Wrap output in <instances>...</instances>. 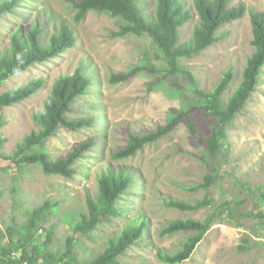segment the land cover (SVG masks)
I'll return each mask as SVG.
<instances>
[{"label":"rangeland","instance_id":"374dc122","mask_svg":"<svg viewBox=\"0 0 264 264\" xmlns=\"http://www.w3.org/2000/svg\"><path fill=\"white\" fill-rule=\"evenodd\" d=\"M191 5L193 0H184ZM232 6L245 3L249 8L264 12V0H230ZM144 10L153 11L157 0H141ZM76 9L71 0H26L17 13H7L0 19V52L10 45L11 34L19 28L28 29L37 23L44 28L43 40L60 25L62 18L73 26L78 42L56 58L34 65L13 75L1 87V92L42 78L43 87L20 103L0 107L6 125L0 129L7 139L4 152H13L23 138L37 128L34 113L44 106L57 77L74 72L84 62L92 75L93 84L87 96L78 100L75 116L96 115L92 128L71 131L60 128L48 142L51 153L65 156L85 140H95L91 151L77 162L72 178L46 174L39 165L26 167L22 175L11 161L0 158V248L9 246L12 230L15 241L29 211L45 200H58L60 214L85 208L86 194L97 189V175L111 166L131 167L135 172L130 195L120 202L126 210L123 217L105 223L84 237L74 233L71 224L58 225L61 235H73L78 250L97 252L108 237L125 227L132 218L142 217L148 226L146 236L138 246L130 247L120 257L123 264H164L158 248L176 250L190 233L176 232L161 236V229L176 219H204L216 207L231 201L235 218L216 221L190 258L182 264H264V73L262 83L250 102L229 127L228 146L218 180L210 188L189 190L204 181L207 167L202 138L211 131V117L201 107L193 85L185 75L168 72L167 64L148 37L114 36L119 21L107 14L91 11L76 22ZM198 16L182 27V41L188 40ZM222 39L201 55L182 58L200 85L212 90L230 68L235 77L223 98L227 99L242 78L247 58L251 55L253 25L247 12L241 19L223 25ZM141 65L128 79L111 80L112 74H123L134 65ZM147 66V67H146ZM173 115L178 124L158 141L146 145L135 155L113 158L123 149L133 133L147 134L169 124ZM190 124L194 129H191ZM241 183L261 191L245 189ZM181 198L191 202L210 199L213 204L195 211H183L167 206L166 201ZM49 224V223H48ZM65 239V238H64ZM64 239L61 240L64 241ZM60 241V242H62ZM63 243V242H62ZM59 243L58 246H61Z\"/></svg>","mask_w":264,"mask_h":264},{"label":"trees","instance_id":"16d2710c","mask_svg":"<svg viewBox=\"0 0 264 264\" xmlns=\"http://www.w3.org/2000/svg\"><path fill=\"white\" fill-rule=\"evenodd\" d=\"M76 9L74 20L82 21L91 11L107 14L119 21L114 36L135 35L148 37L167 64L168 72L185 75L193 85L194 93L201 101L205 114L211 117V131L202 138L205 144L207 172L204 181L197 183L189 190L210 188L218 180V171L228 146L229 127L237 115L250 102L252 95L262 83L264 73V12L249 8L245 3L231 5L230 0H193L187 5L184 0H157L153 11L144 10L141 0H71ZM26 0H0V19L7 13H17L20 3ZM250 14L254 49L247 58L242 71V78L233 93L223 98L235 74L233 69L226 71L212 90L200 87L194 72L189 66L181 63L182 58L201 55L205 50L222 39L221 27ZM198 16L191 37L182 41V27ZM44 28L37 23L26 30L16 29L10 37V45L0 52V107L11 106L36 94L44 85L42 78L34 79L27 84L1 92V87L13 75L24 72L34 65L41 64L62 55L77 45L78 37L69 21L62 18L60 25L47 40H43ZM147 67V66H146ZM86 63H80L74 72L60 75L55 80L51 94L44 106L34 113L37 128L26 135L11 153L4 152L7 139L0 132V158L11 160L19 169L20 175L28 166L39 165L46 174H59L72 178L77 173V162L87 151H91L95 140H85L65 156L51 153L48 142L60 128L79 131L92 128L98 123L96 115L75 116L78 100L89 93L92 86V75ZM141 65L132 66L123 74H112L111 80L128 79L136 74ZM178 117L173 115L169 124L159 127L147 134L133 133L128 144L117 150L113 158H126L135 155L146 145L165 137L178 124ZM0 115V129L6 125ZM191 129H194L190 124ZM135 172L131 167L120 166L117 169L108 166L97 175V189L86 194L84 209L60 214L58 200H45L33 207L27 214L26 222L18 232L21 240L15 241V233L10 230L9 246L0 248V264H123L119 259L132 246H138L146 236L148 222L142 217L132 218L125 227L110 235L97 252L78 250V240L74 234L61 235L58 225L62 222L71 224L74 233L92 237V233L102 224L111 223L123 217L126 210L120 202L134 183ZM248 191H261L248 184L241 183ZM260 200L264 202V191ZM167 206L183 211H195L213 204L212 200L203 199L191 202L181 198L170 197ZM231 201L219 204L204 219H176L166 224L160 231L161 236L176 232H187V235L176 250L158 248V257L164 264H182L190 258L204 235L216 221L225 217L234 219ZM49 223V224H48ZM64 239V241L61 240ZM62 241V242H60ZM62 243L61 246H58Z\"/></svg>","mask_w":264,"mask_h":264}]
</instances>
